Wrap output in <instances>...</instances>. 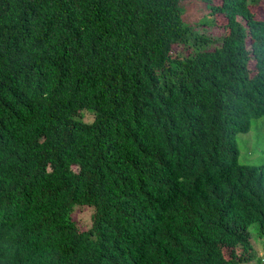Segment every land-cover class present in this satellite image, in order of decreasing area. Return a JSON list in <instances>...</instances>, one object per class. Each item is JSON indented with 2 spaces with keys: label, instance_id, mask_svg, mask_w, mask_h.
<instances>
[{
  "label": "trees",
  "instance_id": "obj_1",
  "mask_svg": "<svg viewBox=\"0 0 264 264\" xmlns=\"http://www.w3.org/2000/svg\"><path fill=\"white\" fill-rule=\"evenodd\" d=\"M189 1L0 0V264H243L251 232L264 251V151L235 141L264 116L259 0H198L194 23ZM214 13L216 38L195 28Z\"/></svg>",
  "mask_w": 264,
  "mask_h": 264
},
{
  "label": "rangeland",
  "instance_id": "obj_2",
  "mask_svg": "<svg viewBox=\"0 0 264 264\" xmlns=\"http://www.w3.org/2000/svg\"><path fill=\"white\" fill-rule=\"evenodd\" d=\"M220 0H212L213 4H219ZM184 12L182 17L185 21L189 23H194L197 20L202 21L207 18L206 13H208V9L205 5L198 0H191L187 3H182ZM249 9L253 14V17L257 20H264V0H259L255 5H250ZM211 24H198L195 26L199 31H203L206 35L216 38L220 37L226 33L225 28V18L219 14L214 13L212 16ZM207 20V19H206ZM216 44V43H213ZM177 52L183 53V49L180 46L173 45L171 53L175 54ZM248 67L252 68V61L248 63ZM87 117V114H84V118ZM236 144L238 149V160L246 161V162H255L261 158V154L264 151V116H260L252 120L249 129L246 132H239L235 135ZM77 212V218L79 217L82 220L78 219V225L84 229L89 221L88 214L89 210L85 208H78L74 211V214ZM75 218V216H74ZM255 234L251 232L252 245L254 247V258L264 263V251L261 248L260 243L254 241ZM225 254L227 250H224ZM255 259L249 263L243 264H256Z\"/></svg>",
  "mask_w": 264,
  "mask_h": 264
},
{
  "label": "clouds",
  "instance_id": "obj_3",
  "mask_svg": "<svg viewBox=\"0 0 264 264\" xmlns=\"http://www.w3.org/2000/svg\"><path fill=\"white\" fill-rule=\"evenodd\" d=\"M223 16V15H222ZM248 46V45H247ZM250 61H252V60H250ZM249 61V62H250ZM253 64H254V62L252 61V68H251V70H250V68L248 67V69H249V72H250V75H252L253 74V72H254V69H253Z\"/></svg>",
  "mask_w": 264,
  "mask_h": 264
}]
</instances>
